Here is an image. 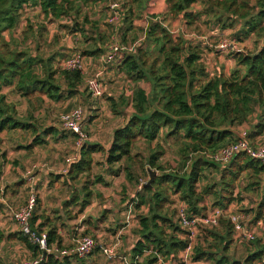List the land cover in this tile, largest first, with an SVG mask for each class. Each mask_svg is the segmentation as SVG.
<instances>
[{
  "label": "trees",
  "instance_id": "1",
  "mask_svg": "<svg viewBox=\"0 0 264 264\" xmlns=\"http://www.w3.org/2000/svg\"><path fill=\"white\" fill-rule=\"evenodd\" d=\"M114 1L122 4V8L117 9L120 12L119 39L88 13V7L104 2H107L105 8L111 7L110 0H0V145L3 133L17 129L31 133L27 143H21L16 149L49 148V140L59 135L61 138L70 135L74 139L76 154L68 163L67 173L55 176L59 177L57 179L65 177V181L75 185L71 198L62 203L66 221L77 219L91 205L95 195L102 196L94 187L110 185L108 176L114 178L123 174L128 181L138 182L140 170L145 173H149V169L161 171L154 177L152 186L142 187L141 182L133 199L136 204L129 202L126 208L127 211L130 207L141 211L142 207H147V212L138 215V239L130 251L129 264H168L181 258L190 245V257L194 262L264 264L262 238L255 233L250 239L239 232L231 218L238 212H227L231 203L242 200L243 182L244 190L262 189L254 220H264V164L245 151L238 152L225 165L211 157L220 148L241 138L255 146L254 141L264 134V0H165L164 12L148 14L145 26H137L136 20L145 16L150 0ZM195 3H201L203 10H192ZM29 11L34 15L28 16ZM203 14L213 17L214 25L222 29L241 22L242 30L236 34L239 40L242 35L256 34L262 39L259 50L232 52L238 65L230 74L221 70L210 72L205 52L212 49L202 40L195 43L186 39L184 33L176 36L170 28L180 17L190 26ZM46 20L59 22V26L71 34H80L83 40L79 38L78 45L85 44V50L79 53L76 48L65 56V48H60L47 55L43 47L51 42L45 41ZM65 20L69 23H64ZM6 32L10 33V39ZM56 37L58 40L59 36ZM114 41L125 48L116 58V67L133 86L129 95L123 92L118 99L107 97L116 116L127 113L125 122L113 131L108 148L90 140L77 149L75 132L61 125L40 124L37 111H41L46 102L65 103L81 91L84 73L59 64L60 58L67 60L76 53L83 58L99 57L109 51ZM31 42L34 48L28 45ZM142 82L150 84L149 91L141 86ZM5 88H9V92L6 93ZM10 94L28 103L26 115L19 116L17 105L9 101ZM128 107L132 111L125 110ZM254 115L257 123L248 134L241 136L238 127L249 123ZM140 139L148 146V156L144 152L133 154ZM161 141L166 144L172 141L176 146L180 167L168 171L161 162L166 151ZM153 142L157 144L152 147ZM98 153H103L104 159L97 161ZM96 167L101 171L96 172ZM212 171L219 177L210 181L207 173ZM79 193H83L82 198ZM175 196L192 216L214 208L223 210V214L217 224L200 225L195 238L190 239L189 232L181 225L179 206L174 208ZM74 206L79 207L77 211L73 210ZM4 210L8 211V206L0 202V215ZM86 221L92 223L88 218L83 220ZM99 222L104 223L105 218H99ZM31 226L34 231L46 234L47 247L53 252L42 249L20 229L7 234L0 228V245L5 240L20 241L36 258L37 264H77L76 261L82 260L74 254L57 255L55 249L73 248L65 244L62 234L68 224L62 221L58 210L49 214L39 198ZM76 227L69 226L71 234H75ZM88 229L85 233L90 232ZM235 241H243L250 247L241 259L230 254Z\"/></svg>",
  "mask_w": 264,
  "mask_h": 264
},
{
  "label": "rangeland",
  "instance_id": "2",
  "mask_svg": "<svg viewBox=\"0 0 264 264\" xmlns=\"http://www.w3.org/2000/svg\"><path fill=\"white\" fill-rule=\"evenodd\" d=\"M156 0H150L148 2V6L145 10V15L147 14H155L158 8H155V2ZM115 2V1H114ZM155 2V3H154ZM118 3V4H117ZM114 4L110 3V6L116 9L122 8V4L117 1ZM150 3V6H149ZM107 2L101 3L98 6H90L88 7V13L91 19L93 20H99L101 25L112 32V36L114 35V38L119 39V24L120 20L118 22L111 23L110 18L115 11L112 10L111 7L105 8ZM119 5V6H118ZM115 6V7H114ZM203 5L201 3H195L192 7V10L199 11L203 10ZM34 15L33 11H29L28 16ZM26 17V15H25ZM148 17V16H147ZM181 18V23L179 25L174 26V21L172 26H170L172 32L177 36L181 33H184V37L186 39H189L191 41H194L195 43L203 41L204 45L212 49V51H209V49L205 52V60L206 64L208 66V69L210 72H218L219 70L224 71V73L230 74L231 70L237 67L236 60L231 56V53L234 51L229 52H221L218 51L217 45L222 39H231L235 40V43L240 49V51L245 52H255L258 48H260L261 40L256 34H250L248 36L242 35V40H239V37L236 35L237 33L241 32L242 23L238 22L235 26L227 29H222L219 25H214V18L206 15H202L200 19L196 20L192 25L188 26L185 23V20L183 17ZM179 19V18H178ZM45 21V20H44ZM25 22V21H24ZM64 23H69L68 21H63ZM46 28L47 33L45 37L46 40H50L51 43H47L44 45L43 49L46 51V54H52L56 53L60 48L65 50V56L69 55L71 52H73L76 48V50L83 51L85 50V44L78 45L79 38L83 40V37L81 35H75L69 33V31L65 28H62L59 26L58 23H50L46 20ZM148 23V20L146 16L142 17L141 19L136 20L137 26H145ZM26 23L21 24L19 28V33L22 32L24 29ZM29 24V23H28ZM215 26V27H214ZM119 32V33H118ZM6 37L10 39L11 35L9 32H6ZM132 34V33H130ZM39 35V32H38ZM56 35L59 36V39L57 40ZM140 37H142V33L140 34ZM47 38V39H46ZM54 42V44H53ZM239 42V43H238ZM28 45H31L32 48H34V43H28ZM78 46V47H77ZM79 48V49H78ZM242 49V50H241ZM73 50V51H72ZM75 50V51H76ZM259 50V49H258ZM32 51H35L33 49ZM66 58H60L59 64L65 65ZM84 61L86 64V69L84 71L85 81L82 85V91L85 92L84 96H90L87 97L88 99H92V104L79 102V99H71L70 102L65 103L61 102H46L45 106L41 111H37V115L39 118V123L43 125H50L53 124L55 126H60V116L65 111L70 110L71 108L75 107H83L86 111V119L84 127L86 131L88 132L90 139L93 140V142L102 141L105 144H107L110 140L111 133L113 132L114 128H117L118 125L122 122V120L125 117L124 113L122 116H119V121L115 117L112 110V106L108 100V95H121L123 92L125 95L127 94V88H126V81L124 78H118L116 75L111 76L110 79L105 76V69L100 68L102 67L98 64L96 66L89 65L92 69L88 70V61L87 57H84ZM95 63H93L94 65ZM116 67L115 61L106 64L105 67ZM218 68V69H217ZM93 77L98 78L99 82L102 84L103 87V96L98 99H95L92 95L90 89L88 88L87 81ZM143 85V87L147 88L149 90L150 84L148 82H142L140 83ZM124 88H121L120 87ZM117 87V88H116ZM125 89V90H124ZM9 88H5L4 91L7 93L9 92ZM120 92V93H119ZM80 97V96H79ZM9 101L11 104L17 105L18 114L21 117L27 114V111L29 109L28 103L25 101H22L20 99V96L15 94L9 95ZM8 101V102H9ZM91 105L100 106L96 109H91ZM74 107V108H75ZM120 110V109H119ZM125 110H128L129 112L132 111L130 107L125 108ZM115 117V118H114ZM257 117L254 115L249 123H244L243 125L239 126L237 129V132L241 134V136L248 134V132L253 128L254 124L257 123ZM102 123L100 124V122ZM101 125V126H100ZM15 132H5L1 136L4 138L3 143L0 145V172L3 173L4 170L3 167H6L7 161L9 164H12L10 172V175H14V171L12 170V167L16 166L15 164L17 161V155H15L12 151L16 150L17 146L23 143H27L29 139H27L28 136H30L29 131H23V130H14ZM52 139L49 140L51 142ZM238 141V140H237ZM9 142V143H7ZM236 142V141H235ZM255 144H264V134L259 136L255 141ZM25 143V144H26ZM100 143V142H98ZM233 143V142H232ZM102 144V143H101ZM157 142L152 143V147L155 146ZM161 144L166 148L165 154L161 157V162L164 164V166L167 168L168 171L176 169L180 167V157L177 154L176 146L171 141L170 143L166 144L165 142L161 141ZM170 144V145H169ZM59 152L62 153L59 160L60 164H64L66 162L67 157H73L76 154V150L74 148V139L67 140L66 146L60 145L59 146ZM67 149H66V148ZM46 151V149H49L48 146H43ZM144 152L146 156H148V146L143 140H138L137 145L135 146V149L133 150V154ZM28 153V152H27ZM28 156L30 157H36L34 154L28 153ZM65 156V157H63ZM96 160H102L104 159L103 153H98L96 156ZM9 158V159H8ZM35 160H31V164H38L39 168L46 167L45 163L47 162L50 166H53V162L51 158H40L37 160V158H34ZM40 162V163H39ZM44 163V164H41ZM30 164V165H31ZM30 165L22 164V172L25 175ZM68 165V164H67ZM157 172L156 175L160 174L161 171L153 169ZM37 171V170H36ZM96 172L101 171L100 167L95 168ZM208 177L210 178V181L213 180V178L216 176L219 177L218 173L216 171H212L211 174L207 173ZM20 177V176H19ZM109 178V177H108ZM150 179V174L145 173L144 171L140 170L138 175V182H130L126 179V177L122 174L121 176L114 177L112 180L113 183L110 185H102L97 184L94 188H97L96 191L100 192L102 197L101 198H92V203L97 202L93 205V207L88 211L89 214L95 213L97 214L98 218H105L104 223H96L99 224L98 228L94 227L91 224V227L88 229L90 232L85 233V229L82 231L75 230V236L77 237L76 241H73L71 246L73 248L77 245V240L81 238L83 235H90L93 236L96 241L99 244H111L116 247V253L119 255H125L127 257L128 263H131V255H130V247L135 243V239L137 237L136 230L139 228V219L138 215L142 212H147V207H142L141 211L138 210H132L131 217L127 219V214L129 210L127 211L126 208L129 206V202L133 205L136 204V201H133V199L136 198V192L140 188L141 182H147ZM243 181V180H242ZM206 182V181H205ZM74 184V182H72ZM241 201H236L230 204L227 212L232 213V211H237L238 213L244 215V220L246 223V227L253 229L256 236L258 238H262L264 241V220H262V223H259L260 221H255L254 216L256 214V209L259 205V202L261 201V190H244L243 187L245 186V183L242 182L241 184ZM32 189H34V185L32 183ZM36 191H38L35 188ZM240 188L238 189V191ZM95 191V192H96ZM28 192V191H27ZM37 199L40 197V194L37 192ZM30 195V192H29ZM29 195L27 198H17L19 201L21 200L20 207L24 206L29 198ZM178 197L175 196L173 199H176V204L174 205V208L180 205V200L177 199ZM41 199V198H39ZM206 204L209 206L211 205L210 201H207ZM11 205V204H10ZM13 209L19 208L16 207L15 203L11 205ZM79 207L74 206L73 210L77 211ZM211 208V207H210ZM206 212V211H205ZM78 222V221H77ZM38 226V223H37ZM0 228L3 229L4 232L7 234L10 232H17L19 231V226L11 220L10 215L7 210H4L3 213L0 215ZM117 244V245H116ZM98 248V249H97ZM95 248L94 252L90 254L89 256L82 258L81 261H76L77 264H125L122 259L119 257L110 259L106 257L99 247ZM247 248H250L249 246H246L244 242L235 241V243L232 245L230 254L232 256H237L240 259L245 257L247 254ZM0 255H3V257H0V264L3 262H8V264H32L35 262L33 255L28 251L26 246H24L20 241L18 240H5L0 245ZM6 259V260H4ZM123 262H122V261ZM168 264H210L208 261H200V262H194L191 260V257H189L187 260H185L182 256L181 258H177L169 262Z\"/></svg>",
  "mask_w": 264,
  "mask_h": 264
},
{
  "label": "built area",
  "instance_id": "3",
  "mask_svg": "<svg viewBox=\"0 0 264 264\" xmlns=\"http://www.w3.org/2000/svg\"><path fill=\"white\" fill-rule=\"evenodd\" d=\"M115 7V6H114ZM111 23H116L120 20V12L116 11V13L112 14L111 18L109 19ZM125 48L119 42L114 41L110 47L109 51L102 56V65L105 66L113 61H116V58L120 55L121 51ZM218 51L221 52H229V51H240L238 49L235 40L231 39H222L217 45ZM65 67L71 70L78 69L84 73L86 69V64L84 61L83 56L81 54L76 53L72 55L65 61ZM88 88L90 89L92 95L96 98H100L103 96V87L102 84L99 82L98 78L93 77L87 81ZM84 108L79 106L72 108L68 112H64L60 116V125L62 128L66 130H70L75 132L78 135L76 141L77 149L84 144V142L90 141V136L84 127ZM245 151L250 154L253 158L260 160L264 164V144H257L255 146L251 145L247 140L241 138L236 142L230 143L219 150H217L211 157L219 162L221 165L227 164L238 152ZM71 161V160H70ZM39 168V165L34 163L32 164L26 174L25 178L28 182L31 183L30 187H32V182L34 179V171ZM67 171V170H66ZM37 202V191L31 188L29 198L26 204L22 207L17 209L9 208L8 213L12 221H14L18 226L19 229L22 231L23 234L28 236L30 240L34 243H37L42 249L47 250V252H53V250L47 247V236L45 233H38L34 231L31 226V219L33 216V212ZM179 218L181 221V225L183 228L189 232L190 239L195 238V233L198 230L200 225L209 224L214 225L218 223L220 216L223 214V210L219 208H214L209 210L207 213H202L199 215H190L187 212V206L185 204L179 205ZM132 210L130 209L127 214V219L131 217ZM232 221L235 224L236 229L239 232H243L248 238L253 239L255 231L246 227V223L244 220V215L242 214H233ZM259 223H262L260 221ZM117 245V244H116ZM99 247L102 253L110 258L119 257L124 261L125 264H129L127 261V257L125 255L117 254L116 247L111 244H99L93 236L90 235H83L80 239L77 240V245L75 248H66L63 250H56L58 256H67V255H76L79 258H85L86 256L90 255L95 248ZM192 246L190 245L185 252L182 253V257L187 260L191 256V249ZM38 262L35 261L32 264H37Z\"/></svg>",
  "mask_w": 264,
  "mask_h": 264
},
{
  "label": "crops",
  "instance_id": "4",
  "mask_svg": "<svg viewBox=\"0 0 264 264\" xmlns=\"http://www.w3.org/2000/svg\"><path fill=\"white\" fill-rule=\"evenodd\" d=\"M155 2H154L155 6H156L155 8H158L157 11L155 12V14H160V13L164 12V10L166 9L165 0H156ZM149 6H150V3H149ZM145 16L148 19V17H147L148 15L146 14ZM180 21H181V18L177 19L174 22V26L179 25V23H181ZM102 56L103 55H101L99 57H92V56L87 57V61H88L87 68H88V70L92 69L89 65L94 67V66H96V64H98L99 67H100V65L102 66L100 68L105 69V76H107L109 79L111 76H114V75H116L118 78H123V73L119 72L117 67L113 66L112 68L111 67L106 68L105 66L102 65V61H101ZM93 63H95V64L93 65ZM126 85H127L126 86L127 94L129 95L132 92L131 87L133 86V84L131 85L129 82L126 81ZM141 86H143V85L141 84ZM121 88H124V86L123 87L121 86L120 89ZM80 90H79L80 92H78L71 99L77 100L80 98L79 102H84V103L88 104V101H89V104H92V102H93L92 99L87 98V97H90L91 95L85 97L84 96L85 92L82 91V87ZM146 90H147V88H146ZM149 90H150V88H149ZM149 90H147V91H149ZM109 95H111V94H109ZM111 96L118 99V97L120 95H111ZM94 98L100 100L99 98H96V97H94ZM71 99L67 100L65 103H67L68 101L70 102ZM107 102H109V100H107ZM90 107H91V109H96L97 107H100V106L91 105ZM115 117L119 121L120 117L119 116H115ZM85 119H86V111L84 109V122H86ZM124 122H125V118L122 120L120 125L117 126V128L120 127L121 125H123ZM101 123H102V121L100 122V124ZM115 129L116 128H114L113 131ZM112 133L110 136V140L107 144H105L102 141H98V142L102 143V145H104L105 147L108 148L111 141H112ZM69 136H68V138H66V137L61 138L60 135L54 137L51 140V143L49 145V149H46V151H44L45 149L42 146H37L30 151L25 150V149H16V150L12 151L15 155H17L16 159L18 161L15 164L16 166L12 167V170L14 171V175H10L11 174L10 169H11L12 164H9L8 161L6 163V167L5 166L3 167V169H6V170H4L2 174L0 172V202L7 205L8 209L10 207L13 208L11 205L14 203H15L16 207H18V206L20 207L21 205H23V203H21V200L19 201V199L17 202V198H27L29 195V187L31 185L30 182H27L28 180L26 181L25 175L22 172V164H26V166L30 165L33 162V161L31 162V160H35L34 158H37V160L40 158H51L52 162L54 163L53 166H50L46 162L45 163L46 167H41V168H38L37 171H34V174H33L34 179H32L33 180L32 183H33L34 187L38 190L37 192L40 194L39 198H41L43 207L47 209L48 213L53 214L55 211L58 210L60 212V216L62 217V221L66 222L68 224V229L62 231V234L64 236V242L67 245H71L73 241H76V237H74L75 234H71V230H70L69 226L77 225V227L75 229L82 231L84 229L90 228L91 224L93 226H95L96 221L99 220L97 214H95V213L89 214V212H88L93 207V205L97 203V202H94V203H91V205H89L85 209V211L83 213H81V215L77 219H70V220L66 221L67 217H66L65 212L63 210L62 203L65 202L66 200H68L69 198H71V195L73 193V189L75 188V185H73L72 182H70V181L69 182L65 181L66 180L65 177H61L60 179H57L59 177H55V176H56V174H60V175L66 174L67 173L66 170L69 168V166L67 164L69 163V161L72 158H74V156L73 157H67L66 162L64 164H60L59 160H58L62 154L59 152V148H60L59 146L60 145L66 146L67 140L71 139V137H69ZM91 141H93V140H91ZM7 143H9V142H7ZM21 143H23V142H21ZM74 148H75V146H74ZM75 150H76V148H75ZM27 152L28 153L30 152V154H34L36 157L28 156ZM63 157H65V156H63ZM41 164H44V163H41ZM108 177H109L108 178L109 181L111 183H113V181H114V180H112L113 178L110 176H108ZM22 181H24L23 184L21 183ZM66 183H68V185H66ZM80 185H81V183H79V185L77 186L79 189H80ZM82 196H83V193H79V197L82 198ZM101 197L102 196L95 195L94 198H101ZM86 218L90 219L92 221V223L89 224L90 222H87V221L83 222V220ZM57 223H61V220H57ZM137 239H138V235L135 239V242L137 241ZM133 245L130 247V249H132ZM0 256L4 257L3 255H0Z\"/></svg>",
  "mask_w": 264,
  "mask_h": 264
},
{
  "label": "water",
  "instance_id": "5",
  "mask_svg": "<svg viewBox=\"0 0 264 264\" xmlns=\"http://www.w3.org/2000/svg\"><path fill=\"white\" fill-rule=\"evenodd\" d=\"M110 3L114 4L115 2H114V0H110ZM148 171H149V174H150V179L147 182L142 183V187L143 186H149V187L152 186V183L154 181V177L157 174V172L155 170H153V169H149ZM44 253H45L44 255L47 254L46 251Z\"/></svg>",
  "mask_w": 264,
  "mask_h": 264
}]
</instances>
